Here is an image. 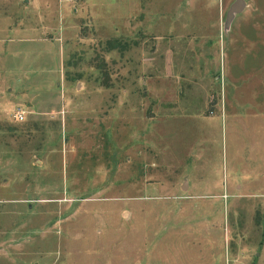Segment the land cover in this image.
Here are the masks:
<instances>
[{
    "label": "rangeland",
    "instance_id": "374dc122",
    "mask_svg": "<svg viewBox=\"0 0 264 264\" xmlns=\"http://www.w3.org/2000/svg\"><path fill=\"white\" fill-rule=\"evenodd\" d=\"M234 1L0 0V264H264V0Z\"/></svg>",
    "mask_w": 264,
    "mask_h": 264
},
{
    "label": "crops",
    "instance_id": "0c3cea01",
    "mask_svg": "<svg viewBox=\"0 0 264 264\" xmlns=\"http://www.w3.org/2000/svg\"><path fill=\"white\" fill-rule=\"evenodd\" d=\"M263 125H261L260 127H263L264 126V123H262ZM247 126V125H245ZM243 128V127H242ZM187 176V175H185ZM163 177L162 179V185L164 189L166 190H169L172 192L173 195H175L177 192L179 193V190L182 192V193H179L181 194L180 196H185L187 198H189L190 200H192L193 198H197V196H200L198 195L195 191V185L191 186V183L189 181V178L187 176V179L184 180V181H180V178H176L174 180H169L168 178H165ZM243 184L241 183H238L236 181H232L231 182V196L234 198V197H237L241 194L242 192V186ZM178 194V197H180ZM203 196H206V195H203Z\"/></svg>",
    "mask_w": 264,
    "mask_h": 264
},
{
    "label": "water",
    "instance_id": "95a60500",
    "mask_svg": "<svg viewBox=\"0 0 264 264\" xmlns=\"http://www.w3.org/2000/svg\"><path fill=\"white\" fill-rule=\"evenodd\" d=\"M245 5L246 3L244 0H235L234 3L230 7L229 15L227 17V23L230 21L232 14L234 12H240L245 7Z\"/></svg>",
    "mask_w": 264,
    "mask_h": 264
},
{
    "label": "built area",
    "instance_id": "2783aa9c",
    "mask_svg": "<svg viewBox=\"0 0 264 264\" xmlns=\"http://www.w3.org/2000/svg\"><path fill=\"white\" fill-rule=\"evenodd\" d=\"M25 112H26L25 110L19 109L13 114V118L16 121H23L25 118Z\"/></svg>",
    "mask_w": 264,
    "mask_h": 264
}]
</instances>
